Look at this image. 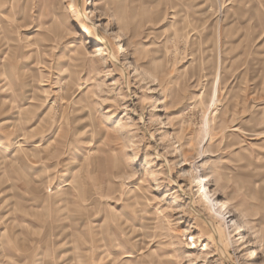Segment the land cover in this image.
Masks as SVG:
<instances>
[{
    "label": "rangeland",
    "instance_id": "rangeland-1",
    "mask_svg": "<svg viewBox=\"0 0 264 264\" xmlns=\"http://www.w3.org/2000/svg\"><path fill=\"white\" fill-rule=\"evenodd\" d=\"M0 264H264V0H0Z\"/></svg>",
    "mask_w": 264,
    "mask_h": 264
},
{
    "label": "bare ground",
    "instance_id": "bare-ground-1",
    "mask_svg": "<svg viewBox=\"0 0 264 264\" xmlns=\"http://www.w3.org/2000/svg\"><path fill=\"white\" fill-rule=\"evenodd\" d=\"M106 44V43H105ZM72 79V78H71ZM198 179V178H197ZM199 180V187L201 186V190L200 191H202V193H201V196H202V198L205 200V202L209 205V208H210V211H211V217H212V219H214L215 217L216 218H218L219 219V221L221 222V223H223V226L225 227V228H228L227 226H228V223L224 220V218L223 217H221V215L219 216L218 214H217V211H216V208L213 206L214 205V203L213 202H211V200L209 199V193L206 191V189H205V187H203L202 186V183H203V181L201 180V179H198ZM67 187L68 186H70L69 184H67L66 185ZM77 187V186H76ZM211 207H212V210H211ZM206 227L213 233V235H214V237H215V239H216V241H217V244H218V246H220V249H221V253L222 254H226L225 253V250L224 249H222V248H224V247H222L224 244H223V238H224V235H223V233H222V231H221V229H220V227H217L215 224H214V222H212V221H209L207 224H206ZM225 257H226V255H225Z\"/></svg>",
    "mask_w": 264,
    "mask_h": 264
}]
</instances>
